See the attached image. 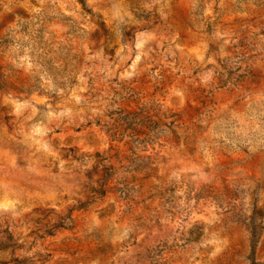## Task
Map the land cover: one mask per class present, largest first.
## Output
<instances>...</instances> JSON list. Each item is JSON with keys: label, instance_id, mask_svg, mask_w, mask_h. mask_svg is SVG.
<instances>
[{"label": "rangeland", "instance_id": "rangeland-1", "mask_svg": "<svg viewBox=\"0 0 264 264\" xmlns=\"http://www.w3.org/2000/svg\"><path fill=\"white\" fill-rule=\"evenodd\" d=\"M0 264H264V0H0Z\"/></svg>", "mask_w": 264, "mask_h": 264}]
</instances>
